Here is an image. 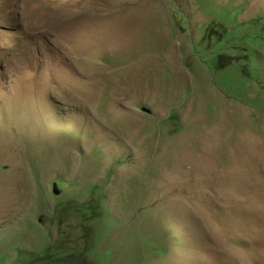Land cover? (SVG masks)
<instances>
[{"label":"rangeland","instance_id":"374dc122","mask_svg":"<svg viewBox=\"0 0 264 264\" xmlns=\"http://www.w3.org/2000/svg\"><path fill=\"white\" fill-rule=\"evenodd\" d=\"M62 238L264 264V0H0V264Z\"/></svg>","mask_w":264,"mask_h":264},{"label":"trees","instance_id":"16d2710c","mask_svg":"<svg viewBox=\"0 0 264 264\" xmlns=\"http://www.w3.org/2000/svg\"><path fill=\"white\" fill-rule=\"evenodd\" d=\"M257 27V25H255ZM222 66H218L217 70H222L225 64L222 62V59L219 60ZM177 115H173L170 120L175 119ZM95 193L97 191L94 190ZM72 206V207H70ZM95 204L86 203L84 205H76V204H69L62 212H68L69 210L76 213L75 218H78L79 223H82L83 227L85 228L87 219H91L94 215ZM80 216H82L81 220H79ZM59 250L53 252L52 254H42L38 255L36 253H20L17 255L15 260V264H80V260L83 258L81 254H74V246L72 244L67 243V240L62 238L58 240ZM28 256H31V258ZM34 256V257H33ZM37 257V258H36ZM3 259V260H2ZM0 259L1 262H5L7 258Z\"/></svg>","mask_w":264,"mask_h":264}]
</instances>
